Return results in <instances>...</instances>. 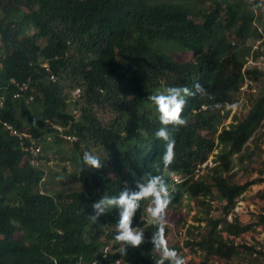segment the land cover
<instances>
[{"label": "trees", "instance_id": "obj_1", "mask_svg": "<svg viewBox=\"0 0 264 264\" xmlns=\"http://www.w3.org/2000/svg\"><path fill=\"white\" fill-rule=\"evenodd\" d=\"M0 13V85L11 77L23 80L30 76L33 102L42 107L43 119L67 125L72 115L64 89L73 82L63 83V78L76 76L84 119L73 121L67 133H77L81 140L103 147L106 153L104 166L92 174L83 190L42 192L39 184L44 169L29 165L18 140L0 126V264H53L49 255L57 264H75L79 256H96L101 243L114 239L118 209L93 220L90 205L103 194L135 190L137 179L149 172L155 174L154 163L164 148L155 136L160 125L147 97L156 89L186 86L194 90L200 83L206 90L203 95L186 98L182 116L187 126L178 131L170 128L175 139V159L170 168L185 177L173 186L172 179L168 180L173 202H178L183 192L194 198L208 197L215 188L227 212L247 186L264 180L239 184L217 172L218 167L229 168L231 155L240 151L262 120L264 94L251 101L241 120L221 127L217 133L224 148L216 155V173L210 180L203 174L186 176L212 150L213 141L200 131L216 133L215 127L225 117L218 106L232 104L244 77L251 80L250 74L259 73L246 67L242 71L243 57L250 49L244 44L261 33L253 25L252 9L243 7L240 1L224 5L215 1L197 13L201 21L190 16L183 3L149 0H0ZM24 22L33 28L32 33L24 32ZM226 33H232L241 46H232ZM154 39L179 43L192 51L193 59L181 62L152 51L149 44ZM44 63L57 76L56 82L45 79L48 72ZM17 103L24 102L11 98V90L7 91L1 115L22 129V122L14 115ZM100 103L116 117L112 125H102L95 119L92 106ZM29 130L38 136L35 126ZM50 133L61 138L54 131ZM78 140L74 142L76 147L80 145ZM143 202L132 226L144 228L145 242L138 248H127L126 256H121L116 246L113 256L154 264L157 254H142L154 248L150 237L156 231L155 225L142 216ZM218 222L213 220L207 236L190 244L207 253L229 255L234 247L216 234ZM88 226L98 234L104 233L103 239L95 241L87 235ZM222 229L237 235L243 227L234 219ZM15 232L21 237L16 238ZM167 233L166 226L165 236ZM188 264L195 262L191 259Z\"/></svg>", "mask_w": 264, "mask_h": 264}, {"label": "rangeland", "instance_id": "obj_2", "mask_svg": "<svg viewBox=\"0 0 264 264\" xmlns=\"http://www.w3.org/2000/svg\"><path fill=\"white\" fill-rule=\"evenodd\" d=\"M153 2H175L183 3L196 21H201L196 18L199 11L206 10L213 5L215 1L224 5L230 1H240L241 5L253 11V25L258 28L261 36L256 39H247L245 46L250 47L249 55H245L243 60L245 63L243 67L254 68L258 70V74H250L252 80V87L254 92L247 89V85L242 90H238L235 101L231 104L227 103L223 106H218L223 117L222 122L215 128L216 133H212L208 129L200 131L202 135L213 141L212 150L209 155H212L214 162L216 155L224 146L218 142L217 133L221 127H227L230 123L241 120L246 114L251 105V101L256 97L264 94V0H149ZM37 8V6H35ZM3 15L2 13H0ZM22 28L26 33H32V27L28 26L26 22L22 24ZM229 43L232 46L240 47L241 43L238 39L233 37L232 33H226ZM1 44V40H0ZM150 49L155 52L163 53L172 56L174 59L181 62H188L193 59L192 51L183 47L179 43L171 40L154 39L149 44ZM1 48V46H0ZM2 52V51H0ZM76 76L63 78V83H75ZM243 83L248 84V82ZM70 85L72 83H69ZM242 84V83H241ZM243 85V84H242ZM246 90V91H245ZM154 90L152 92L155 93ZM161 91V90H160ZM83 103L79 104L80 116L77 120L83 118ZM71 111L70 108H67ZM42 107L39 103H17L14 109V115L19 119L24 128L31 129L35 126L38 135L41 136L40 144L42 145V168L46 171V179L40 182V189L42 192H49L52 194L68 193L71 191H79L84 188L85 182L91 179V175L97 171L94 169L84 168L82 162V155L85 151H90L97 155L101 161L105 158L106 153L103 147L88 143L87 139L81 140L77 133H75L79 147L71 142L55 137L46 129L44 119L41 114ZM92 112L95 119L102 125H112L117 121L116 117L110 114L105 108L104 104L100 103L92 106ZM35 121V123H34ZM135 122L132 123L134 125ZM129 126V124H127ZM208 155V157H210ZM231 163L229 168L223 170L218 167L217 172L223 177L229 178L234 183L242 184L246 181L263 179L264 178V114L259 124L252 130L249 138L241 147L238 153L232 154L230 157ZM217 162L212 166L207 165L204 169L203 175L208 176V180L216 173L215 167ZM67 165L70 166V172L67 170ZM83 169V170H82ZM6 173V171H3ZM176 173H174L175 175ZM183 178V176L181 175ZM173 181V180H172ZM178 184V183H175ZM175 184H172L175 185ZM194 203V206L191 204ZM150 200H144L142 216L147 222H152L147 216L145 209L149 206ZM225 202L217 198V191L212 188V193L208 197H191L185 192L178 200L169 204L166 209V223H171L172 227L177 230L181 228L184 232L185 241H189L188 245H181L180 238L174 236L169 232L166 237L168 246L177 250L184 256L189 254L192 261L198 264L204 261L206 264H264V180L256 181L247 186L234 199L233 205L225 212ZM218 219L215 232L221 236L222 240L234 247L230 250L229 255L214 253H207L195 244H190L191 241H200L207 236L211 229V222ZM236 220L242 225L243 229L239 234H228L222 228L226 222ZM174 225V226H173ZM94 230L91 226L86 229L87 235L97 239H103L102 234ZM16 238L21 237L20 232H15ZM97 240V241H98ZM111 247H120L115 239L108 242ZM103 245L101 243L99 248ZM187 250L184 251L183 250ZM99 250V249H98ZM159 253L153 249H146L142 251L145 253ZM186 253V254H185ZM93 255H87L88 259ZM127 264H141L139 258H131Z\"/></svg>", "mask_w": 264, "mask_h": 264}, {"label": "clouds", "instance_id": "obj_3", "mask_svg": "<svg viewBox=\"0 0 264 264\" xmlns=\"http://www.w3.org/2000/svg\"><path fill=\"white\" fill-rule=\"evenodd\" d=\"M0 46H2V41H1ZM0 51H2V47L0 48ZM1 55H2V52H0V57ZM74 85H77V84L72 83L71 85H67L66 86L67 91ZM205 91L206 90L203 85H201L200 83H196L194 85V90L186 86H176V87H167L163 91L157 90L155 93L149 95L147 99L154 105L155 112L157 115V120L160 125L157 131L155 132V136L158 140L163 142V148H164L157 162L154 163L155 174H153L152 172H149L147 174H144L141 178L137 179L135 190L125 189L123 191H120L118 195H113V196L103 194L99 199H97L94 203L90 205L92 212H93V214L90 216L93 220H97L101 215L106 214L108 211L112 209H118V218L115 223L116 235L114 236V239L120 245L119 254L121 256L127 255V248L129 247L138 248L145 242L144 228L133 227L132 225H133L134 216L141 207V201L150 200V204L145 209V212L156 227V231L151 233V237H150V242L154 245L153 250L159 253V258L154 260V264H188L187 258L184 255H182L177 250L170 248L168 246V242L165 237V227L167 226L166 209L168 208L172 200V192L170 191V185L168 183V180L170 178L173 180L174 172L171 170L170 166L172 165L175 159V151H174L175 139L172 134V131H170V128L172 130L178 131L180 127L187 126L188 121L182 116L183 110L186 105V98L195 96L197 94L203 95L205 94ZM18 100H21V99H18ZM31 102H28V103H31ZM80 103H81V97H80L79 104ZM66 104L68 105V108H70L72 111L71 106L68 103ZM79 104L77 108H78L79 116H80ZM77 119L78 117L75 119L72 117V119H68L67 124L69 122L71 124L73 121ZM46 120H51V119H48V118L44 119L46 129L50 133L52 130H50L47 127ZM51 121H55V120H51ZM61 124L64 125V122ZM70 124L65 129V133H67L70 127ZM28 131L30 130L28 129ZM35 137H38V145L40 146L39 154L36 157L37 159L36 164L30 163L29 159L31 158V155H29L26 151H24L20 145L19 146L22 151L27 153L28 155L27 161L29 165H32V166L39 165L42 168V158L40 157V154L42 153V145L39 142L41 136L38 135ZM61 139L71 142V143L77 141V137H76V140L74 141H71L64 137H61ZM82 162H83V169L89 168V169L99 170L104 166L103 161H101V159L97 155L93 154L90 151H85L83 153ZM202 162H199V163H202ZM66 167H67L68 172H70V169H69L70 166L67 165ZM175 175L181 176V174L179 173H176ZM45 179H46V171L44 170V174H43V177L41 178V181H44ZM182 180H184V176ZM89 181H86V182H89ZM86 182H85L84 188L86 187V184H87ZM175 183H180V182L172 181V184H175ZM58 232L61 233L60 231ZM105 246L109 247V250L106 256L107 260H111V261H114L115 259L121 260V262L117 260L116 264L129 263L130 259L128 258L114 257L113 253L115 252V249L111 247L109 243H105L101 245V247L98 250V254L96 256L93 255L89 257L88 259H85L86 256H79L75 264H89L94 259H100L102 257L103 248ZM48 257L51 259L53 264H57V261L54 257H52L51 255H49Z\"/></svg>", "mask_w": 264, "mask_h": 264}, {"label": "built area", "instance_id": "obj_4", "mask_svg": "<svg viewBox=\"0 0 264 264\" xmlns=\"http://www.w3.org/2000/svg\"><path fill=\"white\" fill-rule=\"evenodd\" d=\"M43 66L48 72V74L46 75V79L51 82H56L58 80L57 76L53 74L52 72H50L46 63H44ZM244 68L245 66L243 67L242 70H244ZM243 81L248 82V84L242 82L243 85L242 84L240 85L239 90H242L244 86L247 85L246 90L254 92V88L252 87L251 80L247 77H244ZM9 90H11V97L13 99H21L26 103L33 101L34 93L32 89L31 77L28 76L27 78L23 80H18L14 77H11L7 79V81L4 84L0 85V125L5 131L9 133L10 136L15 137L18 140L19 145L24 151H26L29 155H31V158L29 159L30 163L36 164V161H37L36 157L40 151V146L38 145V137H35L33 133L28 131V129L26 128L19 129L15 127L12 123H10L8 120L4 119L1 116V110L4 108V103H5V93ZM64 94L66 95L65 102L68 103L72 108V111H71L72 117L74 119L79 117V111L77 107H78L80 97H81L80 86L74 85L70 89H68V91H67V87H65ZM46 122H47V127L50 130L54 131L56 134L66 139H69L71 141L76 140L75 135L65 133V129L68 127L70 122L67 124V126L61 123L55 122V121H51V120H46ZM213 159H214L213 156L210 155V157H208L204 162L196 164L192 172L186 176L192 175L195 178L198 177L200 174L204 172V169L206 168L207 165L212 166L213 163H215ZM173 181L181 182L182 178L180 175H174ZM191 205L194 206V203H192ZM167 226L170 232L174 234V236L180 238L181 245H185L186 239H184V232L182 231V229L178 228L177 230H175L172 227L171 223H167ZM184 249H187V248L183 247V250ZM108 250H109V247L105 246L103 248L102 257L100 259L92 260L89 264H116V261L119 259H115L114 261L107 260L106 256H107ZM184 251H187V250H184ZM186 255L187 256L185 257L187 258V262H189L191 260V257L189 254H186ZM119 262H121V260H119Z\"/></svg>", "mask_w": 264, "mask_h": 264}]
</instances>
